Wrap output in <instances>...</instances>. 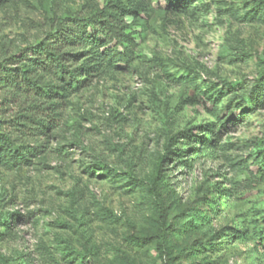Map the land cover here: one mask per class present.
<instances>
[{
  "label": "rangeland",
  "instance_id": "1",
  "mask_svg": "<svg viewBox=\"0 0 264 264\" xmlns=\"http://www.w3.org/2000/svg\"><path fill=\"white\" fill-rule=\"evenodd\" d=\"M0 1V61L106 3ZM122 2L136 12L130 65L74 48L93 73L65 95L45 78L54 110L0 90L5 130L44 149L0 161V264H264V104L248 101L264 79V0ZM190 130L214 142L172 141ZM166 154L157 206L147 180Z\"/></svg>",
  "mask_w": 264,
  "mask_h": 264
},
{
  "label": "trees",
  "instance_id": "2",
  "mask_svg": "<svg viewBox=\"0 0 264 264\" xmlns=\"http://www.w3.org/2000/svg\"><path fill=\"white\" fill-rule=\"evenodd\" d=\"M186 8L187 4L184 9ZM135 13L122 0H106L104 7L89 17L65 16L55 19L52 31L37 45L0 61V90L16 97L23 94L25 98H31V107L43 111L54 110L53 93L44 81L45 78L60 82L62 86L55 87V90L63 91L65 95L67 90L84 89L92 76L90 73H93L89 67L78 66L80 54L72 52L74 48L90 49L95 53L93 61L108 59L109 63L119 65H130L135 61L138 44L126 21L127 16ZM248 99L252 107L264 104V79L255 86ZM26 117L31 119L32 116ZM4 123L0 119V161L17 167L31 163L32 158L44 152L42 145L19 143L5 130ZM205 132L211 137L214 134L209 128ZM184 139H192L197 146L193 153L199 152L201 146L214 142L213 138L199 140V136L192 135L191 130L179 132L172 141ZM168 154L176 157L171 151ZM167 159V154L160 158L155 177L147 180L157 206L161 203V167ZM174 161L176 164L178 160L173 159ZM160 253L163 257L162 249Z\"/></svg>",
  "mask_w": 264,
  "mask_h": 264
}]
</instances>
